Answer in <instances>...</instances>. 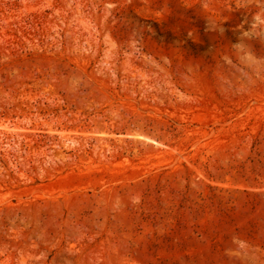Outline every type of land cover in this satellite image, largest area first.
Instances as JSON below:
<instances>
[{"label":"rangeland","instance_id":"rangeland-1","mask_svg":"<svg viewBox=\"0 0 264 264\" xmlns=\"http://www.w3.org/2000/svg\"><path fill=\"white\" fill-rule=\"evenodd\" d=\"M0 264H264V0H0Z\"/></svg>","mask_w":264,"mask_h":264}]
</instances>
